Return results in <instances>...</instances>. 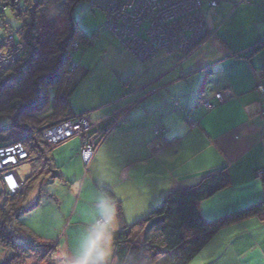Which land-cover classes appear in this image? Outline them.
I'll return each mask as SVG.
<instances>
[{"label":"crops","instance_id":"0c3cea01","mask_svg":"<svg viewBox=\"0 0 264 264\" xmlns=\"http://www.w3.org/2000/svg\"><path fill=\"white\" fill-rule=\"evenodd\" d=\"M203 8L212 35L185 58L159 53L139 64L114 46L119 52L106 54L105 73L96 72L95 81V72L78 62L79 74L86 75L71 93L69 112L92 121L94 155L85 167L82 138L73 137L52 152L53 173L61 182L71 180L64 169L68 160L78 170L71 216L78 215V226L91 229L102 219L101 196L114 208L107 263L119 215L130 225L167 193L209 174L226 169L230 183L201 203L206 222L264 200V0H218L216 7ZM223 90L231 97L219 102L215 94ZM106 193L119 202L120 214ZM189 264H264V222L252 216L221 228Z\"/></svg>","mask_w":264,"mask_h":264},{"label":"trees","instance_id":"16d2710c","mask_svg":"<svg viewBox=\"0 0 264 264\" xmlns=\"http://www.w3.org/2000/svg\"><path fill=\"white\" fill-rule=\"evenodd\" d=\"M24 1L26 8H20L22 13L18 10L24 20L17 30L24 52L15 64L0 74V146L21 141L28 153L31 173L24 179L26 182L21 189L0 206V247L10 251L1 264H27L31 257L41 258L44 264H54L57 248L52 243L20 226L14 229L12 224L29 211L22 204L35 185L43 180L42 161L51 166L53 175L49 180L59 177L53 173L56 170L52 146L45 143L40 134L74 116L69 112L70 96L86 73L77 71V76L72 78L71 53L75 49L71 52L70 48L75 42L84 44L88 38L78 26L74 11L81 2L89 0H56L61 7L60 26L56 18L48 16L51 0ZM89 7L103 13L106 27L105 12L97 6ZM6 9L16 18L19 15L13 0H0V20ZM1 29L7 30L5 24H1ZM18 131L22 134H15ZM261 179L264 187V173ZM229 183L228 171L222 169L191 187L167 193L144 218L130 225L119 215L121 226L115 233L113 256L107 264H189L221 228L252 216L264 222V200L211 222L201 217V203L226 189ZM106 195L118 206L120 214L119 202L111 193ZM158 217L164 220L145 232L146 225ZM137 233L143 234L142 239H136Z\"/></svg>","mask_w":264,"mask_h":264},{"label":"rangeland","instance_id":"374dc122","mask_svg":"<svg viewBox=\"0 0 264 264\" xmlns=\"http://www.w3.org/2000/svg\"><path fill=\"white\" fill-rule=\"evenodd\" d=\"M13 2H14V6L16 7L15 9L16 13L19 14L17 15V18L19 19V21L9 10L6 9L4 12L3 19L0 20V39L7 38V37L9 38L12 36L13 40H10V43H12V46L14 47L15 50L13 51V48L10 46V44H7L5 46V43L1 42V47H4V46L5 47L1 49L0 51L4 54L10 52L8 53V55L12 54V56L14 54H17L18 55L17 57L20 58L24 52V46H23L21 38L19 39L17 30L20 28V25L22 27L23 20H24L23 14H20L22 13L21 11H23V9L20 10V8L21 7L26 8L27 5L25 6L24 0H13ZM203 4L207 5L209 8H214V7L209 6L206 0H203ZM89 5H91V1L81 2L74 11V18L76 22L78 23V26L80 27L84 35H86L88 38L85 40L84 44L82 45L80 44V42H75L71 45V48H70L71 52L73 49H76V50L71 53L72 60L74 62L71 63L70 69L73 75L72 78H75L77 76L76 75L77 71L80 72L79 65H78V62H79L82 65V67H84V69H88V70L90 69L91 72L92 71L95 72V75L93 76V80L95 81L98 79L96 77V72H100L103 74L105 73L104 69H106L107 67L106 63L108 60V59L105 60L106 54L108 53L111 54L112 51L115 50L114 46H117L120 49V51L121 50L125 51V49L120 46V44L117 42V40L112 35V33L105 27V18H104L103 13L99 9H91ZM100 5L103 6L102 2L100 3L94 2L91 5V7L93 6L101 7ZM18 10H20V13L18 12ZM204 12H205L204 8L202 7V9L200 10V15L199 14L198 15L205 22ZM47 13L49 17L57 19L59 26L60 24H62V19L58 20L61 17V7H60V4L56 0L50 1L48 8H47ZM105 13L107 12L105 11ZM1 24H5L6 29H7L6 31L3 32V29H1ZM146 26H147V23L145 22L143 24V27H146ZM205 26L207 27L206 23H205ZM209 31H210L209 35L211 36L210 33L212 31L210 29ZM115 51L119 52L118 50H115ZM159 53H162L165 56H178L173 53L165 52L164 49L162 51L160 50ZM131 57L135 60V58L132 55ZM179 57H184V56L179 55ZM15 63H16V60L13 62V64ZM145 63L141 62L139 64H145ZM11 66L12 65H9L7 69H9ZM262 74H264V71L262 72ZM15 134L21 135L22 132L18 131ZM43 135H44V132L40 134L41 138L43 139L45 143H48L44 139ZM86 137H87L86 140H90L88 136ZM71 140L72 139H70L69 141ZM69 141H66V142L63 141L61 143L59 142L57 143L58 145L48 143L52 146L51 153L56 148L66 144ZM28 159L29 158H27V160L22 162V164H20L17 167L18 174L22 181L21 187L24 185V182H26L25 181L26 178L31 173V167L30 165H28V162H27ZM68 162L73 163V161L68 160L64 164L65 173L66 175H68V177L71 180H69L68 182H65V181L61 182L60 176L59 177L52 176L53 179H50V180L48 179L50 175L52 174L51 166L42 161V168H41L42 177L41 178L44 181L43 180L39 181L38 184L35 185V188L27 196L25 203L22 204L23 208H29V211L20 215L17 220V223L12 224V228L14 229H17V227L20 226L24 229H27V230H30L36 233L43 241L48 242L50 244L52 243L57 248V254L53 257L54 264H71L72 259L80 250V247L84 240L85 235L90 230L89 227L86 228V226H78L77 224L78 215L75 214L73 218L71 217L72 211L74 210V207L77 201L76 196H77L78 182H74V179L78 178V170L77 168L73 169L72 168L73 164L72 163L69 164ZM81 169L83 172L84 171L83 165ZM52 180H55V181H52ZM3 196L4 195L2 194L1 188H0V206L4 205L5 202L9 200L8 197L3 198ZM80 202L81 201H79L78 203V208L80 207V204H81ZM81 208H82V205H81ZM83 222H88V218H85ZM137 234L139 235L138 237L136 236V239L138 240L142 239L143 234L142 233H137ZM9 254H10V251L4 250L0 247V264L9 256ZM27 264H44V263L39 257L37 259L31 257L27 261Z\"/></svg>","mask_w":264,"mask_h":264},{"label":"built area","instance_id":"2783aa9c","mask_svg":"<svg viewBox=\"0 0 264 264\" xmlns=\"http://www.w3.org/2000/svg\"><path fill=\"white\" fill-rule=\"evenodd\" d=\"M102 2L107 13L106 27L139 63L153 60L162 51L181 56H189L210 36L209 29L200 15L203 0H89ZM208 5L216 7L218 0H206ZM104 11V12H105ZM199 14V15H198ZM146 27H143L144 23ZM212 35V32L210 33ZM206 38L203 40L202 38ZM13 37L0 39V50L7 44L13 48ZM1 42L5 43L1 47ZM74 50V49H73ZM76 50V49H75ZM10 53V52H8ZM4 54L0 51V74L19 58L17 54ZM20 54V53H18ZM180 57V58H184ZM263 72V71H262ZM259 92L262 85L257 86ZM231 97L228 90L217 92L219 102ZM205 107L209 102L200 101ZM91 120L85 114L74 115L44 131V139L51 144L61 143L69 138L83 136L80 157L86 167L94 154V145L86 136L91 128ZM163 129H157V133ZM157 143L154 149L161 150ZM28 158V153L21 141H12L0 146V188L3 198L16 194L22 185L18 166ZM100 220V219H99Z\"/></svg>","mask_w":264,"mask_h":264},{"label":"clouds","instance_id":"9594fccd","mask_svg":"<svg viewBox=\"0 0 264 264\" xmlns=\"http://www.w3.org/2000/svg\"><path fill=\"white\" fill-rule=\"evenodd\" d=\"M99 213L102 219L91 225L71 264H107L110 250L106 245L110 239L109 230L114 226L115 210L106 197L99 198Z\"/></svg>","mask_w":264,"mask_h":264},{"label":"water","instance_id":"95a60500","mask_svg":"<svg viewBox=\"0 0 264 264\" xmlns=\"http://www.w3.org/2000/svg\"><path fill=\"white\" fill-rule=\"evenodd\" d=\"M164 220L163 217H158V218H154L152 219L145 227V232H148L151 230L152 227H154L155 225H157L158 223L162 222Z\"/></svg>","mask_w":264,"mask_h":264},{"label":"bare ground","instance_id":"6f19581e","mask_svg":"<svg viewBox=\"0 0 264 264\" xmlns=\"http://www.w3.org/2000/svg\"><path fill=\"white\" fill-rule=\"evenodd\" d=\"M99 1H100V0H99ZM203 38H204V37H203ZM203 38H202V39H203ZM2 45H3V44H2Z\"/></svg>","mask_w":264,"mask_h":264}]
</instances>
